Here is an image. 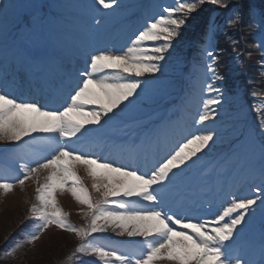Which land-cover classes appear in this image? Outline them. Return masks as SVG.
<instances>
[{
  "label": "rangeland",
  "instance_id": "obj_1",
  "mask_svg": "<svg viewBox=\"0 0 264 264\" xmlns=\"http://www.w3.org/2000/svg\"><path fill=\"white\" fill-rule=\"evenodd\" d=\"M63 1L64 3L60 0H0V5L7 4L11 6L7 12L0 13V29L5 31L3 29L4 26H13L11 33L17 29V33L14 36H11V33L0 36V90L4 89L3 91L9 93L12 97L17 94L21 95L24 92L19 100L34 102V100L30 101L33 96L31 92L30 97L26 99L29 95L28 91H26L29 71H38V73L44 71L46 79L43 78L33 82L30 91L36 90L34 97L37 99L39 96V103L50 109H55L59 108L58 104H60V101L55 100L56 92L54 89L64 87L66 90L64 89V92H62L63 102L60 104L63 107L81 78V73L86 68L85 62L90 55L101 49L123 50L129 46L130 39L134 38V34L141 28L139 27L136 31L135 28L138 25L135 24L131 29V34L127 35V38L123 40L125 30L129 28L130 24L124 25L121 23L123 21L126 23V17L132 16L135 12L133 10L140 8V6L142 7L145 0H117V4L111 9L103 8L98 4L97 0ZM158 1L162 6L160 5L156 15L149 19L156 18L162 13L164 7L174 6L176 2V0ZM131 4L135 5L131 6ZM57 16H60L64 25L58 24L60 19ZM192 31V27L185 25L182 27L180 35L188 37ZM47 32H51L48 37L45 36ZM106 33L107 40L104 41V34ZM180 35L173 41V44H175L174 46H181L180 49H182H179V52H171L172 49H175L173 46L169 49L165 60L162 62L161 71L141 77L142 87L137 90V94L133 98H130V102H125L120 109L115 111L114 115L110 114L109 117H105L100 125L86 126L88 130L84 135L79 136V139L74 138L73 143L84 152L93 153L108 162L116 161L117 166H119L117 163L118 157L122 158L123 164L125 163L132 168L139 167L144 171L150 169L156 160L162 157L163 152L160 154L159 151V148L163 147L160 144L161 142H164L165 144L163 145H167L170 149L171 146L181 139L184 133L194 131L197 128L214 130L217 133L214 141L210 142L209 147L201 154H198L199 159L193 158L194 162H187V166L191 164V173L180 175L184 170L176 169L175 172H177L176 175L178 176L172 177V183L168 185L166 190L167 205L176 203L175 207L171 208L172 212H178V207L182 206V214L184 215H193L200 220H212L219 210L227 205L232 196H243L241 195L243 190L238 189H241L243 185H245L243 188L248 186L244 181L234 191H228V198L225 201L222 193L221 199L216 202L214 199L208 201L196 199V197H201L199 194L203 192L207 194L209 192L213 193V190L217 188L211 189L209 182L213 178L212 174L218 171V167L221 164L220 159L232 150L234 142L229 143L231 137L225 127L228 121L231 120L229 112L231 113L233 110L232 104L238 103L240 99L237 96L233 98V95H231L230 100H232V103L228 106V112L225 99L222 96L221 104L218 107L213 106L216 112L214 119L201 125L197 121L199 114L203 111V102L216 95V93H209L207 89L201 87L202 93L199 96L203 102L200 107H192L197 110V113H189L191 119L189 118L187 122H183V130L179 129L180 135L173 133L174 135L170 134L167 138H157L155 136V134H158V136L160 134L161 136V133H158L159 129H155V125L150 124L149 121L165 117L168 124L176 126V121H174L176 119L174 117L175 114L182 112V110L188 114L183 107L188 105V101L185 99L179 100L177 105L171 103V98H164L166 94L176 90L175 84L179 86L180 81L186 83L185 89H187V83H194L190 76L195 66L190 61L192 57L186 52L192 41L188 43L185 40L180 41ZM68 46L72 50L76 46L74 51L77 54L69 50ZM83 49H87L89 52L83 53L81 51ZM33 52L37 53L38 56L34 55ZM46 58L52 60L49 64L44 65L43 62ZM169 59L172 61L170 62ZM21 64H27L30 67H20ZM186 65L190 68L181 77V73L187 67ZM53 67H55L56 73L51 70ZM170 73L174 75L180 73V76L170 77ZM56 74L58 75L56 76ZM15 77L18 78L17 82L13 81ZM72 81L73 84H71ZM211 82L207 79L204 84ZM215 86L219 87L216 82ZM47 89L48 91H46ZM183 97H185V94ZM161 99L163 100L160 102ZM165 101L166 103L164 104ZM236 114L237 117L240 115L244 116L245 109L236 111ZM251 130L255 132V136L252 134L245 136L244 144L239 149L237 157L240 156L241 162L245 161L247 163L248 169L255 170L253 168L255 164L258 162L264 163V141L261 140L263 137L260 131ZM52 139L58 140V137L55 134L35 132L30 136L24 137L19 142L0 141V154H4L7 157L2 159L6 163L3 162L4 165L0 171L5 173L12 171L13 175L4 176L11 179L19 178L21 175L19 165L33 163L38 160L42 161L52 150V145L48 143ZM153 142H158L159 144V148L155 152V158H151L153 149L150 145ZM97 145L98 149L93 150L94 146ZM114 155H116V159L115 157L113 159L112 156ZM234 156H236V152H234ZM75 168L93 199L99 200L104 189L101 188L98 192L93 188L94 180L88 174L85 166L78 164ZM181 168H185V166H181ZM47 174L46 170L40 172V184L45 182ZM262 181L264 182V180ZM37 187V179L31 178L25 181L23 185L16 183L14 190L6 195L3 190H0V232H5V229H13L16 225H19L18 223L25 221L28 215H31L30 207L31 204L36 202ZM246 194L251 198L249 193ZM56 197L63 210L69 213V220L73 224L84 226L88 223L89 217L84 215V212L87 211V206L79 203L70 191L67 189L63 191L57 190ZM125 202L128 203L127 201ZM213 202L217 206L210 207ZM192 210L194 212H191ZM253 212H255L254 220H256L254 224L258 226V220L261 217L264 219V208H261L258 202ZM250 219L251 215L249 214L244 224L249 223ZM4 222L10 227L3 224ZM241 229L242 227L238 226V235L234 236V239L241 237L247 232V229H244L240 233ZM251 230L250 236L245 238L248 241H244L241 238L237 242L241 240L243 243H247L246 247H249V245H253V247L249 250L242 248L240 245H235L241 247H237L238 251L236 254L241 258L242 264L243 261H248V264H264V239L261 242L257 241V239L261 238V235H264V230L260 228ZM33 231H35V225L30 232L28 231L23 241H26V237ZM129 238L139 237H129L126 233L121 234L120 230L113 231L111 227L106 232L94 233L91 237L95 242L112 247L117 246L111 245L109 239L125 241ZM80 242V238L75 233L63 230L56 225H51L40 233V238L34 243L28 244L25 242L16 250L15 255H5L0 260V264H63L64 260L70 256V253ZM118 248L121 250L131 249L127 243ZM78 260L81 261V264H100L96 257L90 255H84ZM158 264H173V262L162 260Z\"/></svg>",
  "mask_w": 264,
  "mask_h": 264
},
{
  "label": "snow or ice",
  "instance_id": "obj_2",
  "mask_svg": "<svg viewBox=\"0 0 264 264\" xmlns=\"http://www.w3.org/2000/svg\"><path fill=\"white\" fill-rule=\"evenodd\" d=\"M105 9H111L117 0H97ZM229 0H176L174 6L165 7L156 18L149 19L130 39V44L121 51L101 49L91 54L85 62L76 87L63 107L50 109L38 102H23L0 90V141L19 142L35 132L55 134L50 154L42 161L19 165L21 175L11 179L0 175V190L4 194L14 190L16 183L36 178V202L31 204L30 218L38 221L35 231L26 241L17 243L5 255L13 256L23 243H34L40 233L51 225L75 233L80 238L69 260L81 259L84 255L97 258L100 264H158L167 260L173 264H242L236 254L234 236L259 202L264 208V183L252 188L249 196H232L226 206L212 220H200L193 215L172 212L167 205L166 190L172 183L175 170L187 166L214 141V130L190 131L173 145L169 151L142 171L129 165L117 166L90 152H84L73 143L74 138L84 135L88 125H100L105 117L114 115L125 102H130L142 87L141 77L161 71L173 41L180 35L187 19L205 3L221 8L228 7ZM10 5H0L5 13ZM235 18L228 23L236 25L241 15L234 10ZM212 36L203 49L206 58L207 79L205 87L216 93L203 102V111L197 123L204 124L215 117V108L222 101V93L215 82L223 77L217 70L218 58L214 50L215 24L210 21ZM253 95H257L253 93ZM264 98V97H261ZM264 115V107L256 109ZM260 127L264 129V121ZM79 134V135H78ZM83 165L93 178L96 191L104 189L102 197L94 200L82 182L75 166ZM47 171L43 184L39 183L41 171ZM264 180V167L261 169ZM71 192L89 217L84 226L69 220V213L58 203L57 190ZM134 202L126 203V199ZM187 210V209H186ZM113 231L129 237H141L138 248L121 250L118 247L95 242L94 233ZM77 254H80L78 257ZM248 264V261H243Z\"/></svg>",
  "mask_w": 264,
  "mask_h": 264
},
{
  "label": "trees",
  "instance_id": "obj_3",
  "mask_svg": "<svg viewBox=\"0 0 264 264\" xmlns=\"http://www.w3.org/2000/svg\"><path fill=\"white\" fill-rule=\"evenodd\" d=\"M135 5V4H132ZM159 7L158 0H146L140 17L146 20L157 13ZM234 10L241 15V20L236 25L228 23L229 19H234ZM137 13V15L139 14ZM136 15V16H137ZM210 21L215 24L214 52L218 58L217 70L223 77L216 81L225 99L227 111L231 95L240 99L238 103H233V110L229 116L231 120L226 124L225 129L229 132L232 141L240 143L247 134L255 136L251 129L260 131L264 141V129L260 128L264 115L256 109L264 107V0H229L227 8H221L211 3H205L187 19L186 26L192 27L193 31L188 37L180 35V41H194L186 50L191 55L190 61L195 66L190 76L194 82L189 84L192 101H199L201 94L199 87H205L207 72L205 69L206 58L203 53L206 41L212 36L213 29L210 28ZM184 29V28H183ZM171 52H179L181 46H174ZM180 49V50H179ZM170 62L172 61L169 59ZM187 66V65H186ZM190 68L186 69L182 72ZM181 74V77H182ZM170 76L173 73L169 74ZM180 76V73L178 75ZM204 86V87H203ZM195 90V92H193ZM184 92V90L182 91ZM256 93L257 95H253ZM198 95L195 96V95ZM245 109L244 116L237 117L236 111ZM261 119H259L258 117ZM262 117V118H261ZM231 140V139H230ZM210 153V151L208 150ZM31 215L13 229L0 232V260L5 253L23 240V232L31 225ZM2 220V218H1ZM7 225L5 222L3 223ZM10 227V225H7ZM68 263L66 258L63 264Z\"/></svg>",
  "mask_w": 264,
  "mask_h": 264
},
{
  "label": "bare ground",
  "instance_id": "obj_4",
  "mask_svg": "<svg viewBox=\"0 0 264 264\" xmlns=\"http://www.w3.org/2000/svg\"><path fill=\"white\" fill-rule=\"evenodd\" d=\"M32 79H35V80H36V79H38V78L33 76Z\"/></svg>",
  "mask_w": 264,
  "mask_h": 264
}]
</instances>
